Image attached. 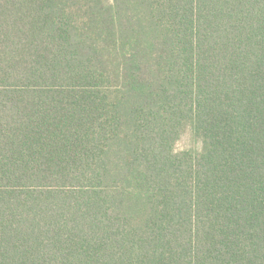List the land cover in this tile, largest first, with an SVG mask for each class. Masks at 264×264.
Instances as JSON below:
<instances>
[{
  "label": "trees",
  "instance_id": "1",
  "mask_svg": "<svg viewBox=\"0 0 264 264\" xmlns=\"http://www.w3.org/2000/svg\"><path fill=\"white\" fill-rule=\"evenodd\" d=\"M0 264H264V0H0Z\"/></svg>",
  "mask_w": 264,
  "mask_h": 264
},
{
  "label": "rangeland",
  "instance_id": "2",
  "mask_svg": "<svg viewBox=\"0 0 264 264\" xmlns=\"http://www.w3.org/2000/svg\"><path fill=\"white\" fill-rule=\"evenodd\" d=\"M190 145V138L188 132H185L184 135L181 137V139L176 144L177 150H183L185 148H188ZM192 145V143H191Z\"/></svg>",
  "mask_w": 264,
  "mask_h": 264
}]
</instances>
